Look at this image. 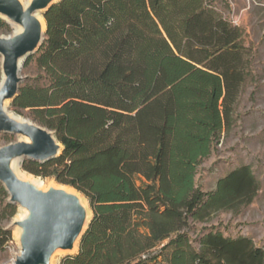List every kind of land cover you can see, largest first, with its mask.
<instances>
[{
    "label": "trees",
    "instance_id": "1",
    "mask_svg": "<svg viewBox=\"0 0 264 264\" xmlns=\"http://www.w3.org/2000/svg\"><path fill=\"white\" fill-rule=\"evenodd\" d=\"M44 17L45 40L25 63L38 75L11 106L64 146L23 168L74 187L93 211L78 253L60 264H264L248 235H190L191 221L247 206L261 188L250 164L213 190L197 183L249 76L244 29L212 0H60ZM10 240L0 228V247Z\"/></svg>",
    "mask_w": 264,
    "mask_h": 264
},
{
    "label": "water",
    "instance_id": "2",
    "mask_svg": "<svg viewBox=\"0 0 264 264\" xmlns=\"http://www.w3.org/2000/svg\"><path fill=\"white\" fill-rule=\"evenodd\" d=\"M59 1L30 0L24 4L21 0H0V19L13 29L0 35V133L15 135L17 139L0 146V182L7 191L8 202L18 207V214L7 227L15 232L19 230L16 236L19 251L15 253L14 264H53L60 255L53 257L57 251L77 254L93 219L88 198L74 187L49 183L47 189H42L14 170V165L23 170L26 159L46 162L58 157L64 149L55 131L9 109L24 81L21 71L25 60L45 40L44 13ZM14 25L21 30L15 31ZM19 213L23 214L21 218ZM76 245L78 249L70 252Z\"/></svg>",
    "mask_w": 264,
    "mask_h": 264
},
{
    "label": "rangeland",
    "instance_id": "3",
    "mask_svg": "<svg viewBox=\"0 0 264 264\" xmlns=\"http://www.w3.org/2000/svg\"><path fill=\"white\" fill-rule=\"evenodd\" d=\"M212 2L225 17L244 29L245 43L251 50V63L248 69L249 76L233 107L232 126L224 131L212 154L198 167L197 183L204 191L213 190L219 177L236 166L250 164L258 176L261 188L255 200L247 206H242L236 211H218L206 222L191 221L190 235L195 238L203 226H213L230 236L248 235L257 245L264 248V0H212ZM12 31L10 26L9 30L0 31V35ZM26 61L27 59L21 71L23 83L33 81L38 75L35 64L25 66ZM9 109L32 119L28 111L18 113L11 104ZM16 139L15 135L0 133V146ZM23 170L26 171L24 168ZM42 178L48 183L62 185L52 177ZM85 200L88 203V200ZM7 202L8 198L0 197V228L11 231L12 240L0 247V264H14L15 253L19 251L15 230L7 229L13 217L18 214V207L16 206L15 215L9 216L5 210ZM64 256L65 254L58 255L53 264H60Z\"/></svg>",
    "mask_w": 264,
    "mask_h": 264
},
{
    "label": "bare ground",
    "instance_id": "4",
    "mask_svg": "<svg viewBox=\"0 0 264 264\" xmlns=\"http://www.w3.org/2000/svg\"><path fill=\"white\" fill-rule=\"evenodd\" d=\"M24 4H27L30 0H21ZM39 18L41 19V21L43 22V25H44V20H43V17L39 14ZM15 26V31H20L21 30V27L20 26ZM14 170L15 172L23 179L25 180H28L30 181L31 183H33L34 185L38 186L39 188H42V189H47L49 187V183L46 182L44 179H42L41 177H37V176H34V175H31L25 171H23L18 165H14ZM66 190L68 191H75L74 189L72 188H69V187H64ZM22 213H19V216L18 218H21L22 217ZM19 235V230H16L15 232V236ZM78 249V245H76V247L74 248V250L70 251V252H74ZM63 253H66L65 251H57L55 253V256H57L58 254H63Z\"/></svg>",
    "mask_w": 264,
    "mask_h": 264
}]
</instances>
